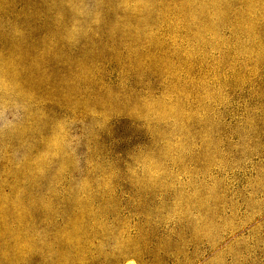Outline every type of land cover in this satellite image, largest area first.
<instances>
[{
    "label": "rangeland",
    "instance_id": "1",
    "mask_svg": "<svg viewBox=\"0 0 264 264\" xmlns=\"http://www.w3.org/2000/svg\"><path fill=\"white\" fill-rule=\"evenodd\" d=\"M0 264H264V0H0Z\"/></svg>",
    "mask_w": 264,
    "mask_h": 264
}]
</instances>
